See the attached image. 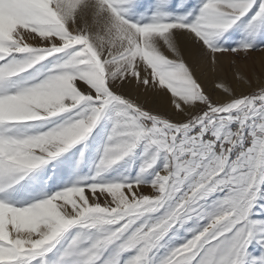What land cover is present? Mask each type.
Returning a JSON list of instances; mask_svg holds the SVG:
<instances>
[{"label":"snow or ice","instance_id":"1","mask_svg":"<svg viewBox=\"0 0 264 264\" xmlns=\"http://www.w3.org/2000/svg\"><path fill=\"white\" fill-rule=\"evenodd\" d=\"M241 21L243 41L225 47ZM257 52L264 0H0V264H264ZM110 106L115 147L95 175L14 204ZM61 113L50 130H19ZM141 141L137 176L107 179Z\"/></svg>","mask_w":264,"mask_h":264},{"label":"rangeland","instance_id":"2","mask_svg":"<svg viewBox=\"0 0 264 264\" xmlns=\"http://www.w3.org/2000/svg\"><path fill=\"white\" fill-rule=\"evenodd\" d=\"M155 2V0H153ZM198 2V0H197ZM151 10H149L150 13ZM176 15H182L181 12H176ZM246 21H241L234 25L229 32L234 33L232 40L225 42V47H236L237 43L243 41L245 31L243 25ZM227 36L228 33H225ZM224 69L227 72L231 57H224ZM51 60V57L49 58ZM243 63L241 66L243 67ZM249 67H255L259 71L262 64H264V52L253 53L250 59L246 62ZM51 67L50 63L37 65L34 71L44 72ZM141 93L143 90H140ZM140 102H144L146 97L141 95ZM146 106H151L150 98ZM116 108L109 107L102 114L100 120L94 127L93 131L82 141L78 142L66 152L60 154L58 157L49 160L45 165L40 166L38 170H34L29 176L25 177L19 185L16 186V191L9 195V198L14 204L19 206V202L23 201L25 205L29 202L31 196L37 194L41 186H45L44 190L50 196L55 192L62 190L66 185H71L80 177H92L95 175L99 163L104 156V151L108 147H115V142L109 140L112 129L114 127ZM59 118H66V114H57V117L47 118L41 121L25 122L20 126V131H24L25 126L32 125L31 134H40L43 131L50 130L55 126L50 124V120H57ZM144 141L138 143V147L133 152L115 164L109 166L103 175L109 179H116L118 182L127 177L129 179L135 178L145 162ZM163 161L161 160L160 163ZM148 191V189H145ZM206 223V222H205ZM171 237V244L173 246L182 244L186 235L184 229H180ZM251 250V249H250ZM163 251V250H161ZM259 255V251L253 253Z\"/></svg>","mask_w":264,"mask_h":264}]
</instances>
